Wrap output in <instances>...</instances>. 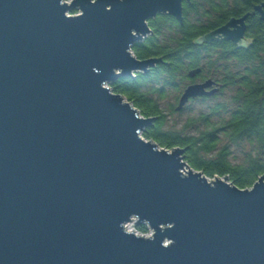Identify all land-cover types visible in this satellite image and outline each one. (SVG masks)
I'll return each instance as SVG.
<instances>
[{"label": "water", "instance_id": "water-1", "mask_svg": "<svg viewBox=\"0 0 264 264\" xmlns=\"http://www.w3.org/2000/svg\"><path fill=\"white\" fill-rule=\"evenodd\" d=\"M184 1L0 0V264H264V174L208 177L111 87L162 61L133 46L158 14L183 22ZM247 17L197 42L241 45Z\"/></svg>", "mask_w": 264, "mask_h": 264}, {"label": "trees", "instance_id": "trees-1", "mask_svg": "<svg viewBox=\"0 0 264 264\" xmlns=\"http://www.w3.org/2000/svg\"><path fill=\"white\" fill-rule=\"evenodd\" d=\"M261 3L264 0H185L183 22L168 13L158 14L149 21L152 34L137 42L133 52L141 59L160 57L162 61L146 73L119 77L111 84L113 91L123 94L143 116L153 117L143 131L144 138L170 149L184 148L183 155L192 167L208 177L228 175L241 188L251 186L264 174V18L254 12V6ZM246 13V45L238 46L230 40L197 42L230 18ZM202 64L205 66L198 76H212L211 79L221 82V93L191 101L208 104L209 113L201 112L180 130L165 129L167 113L159 99L169 89L180 91L193 81L195 78L189 73ZM220 96L223 98L215 101ZM174 108L172 105L170 112ZM198 119L207 125L200 133ZM188 130L198 134L187 133ZM219 134L232 144L253 143L255 152L241 162H232L227 156L228 146L216 150ZM136 229L144 233L149 227L142 223Z\"/></svg>", "mask_w": 264, "mask_h": 264}, {"label": "rangeland", "instance_id": "rangeland-1", "mask_svg": "<svg viewBox=\"0 0 264 264\" xmlns=\"http://www.w3.org/2000/svg\"><path fill=\"white\" fill-rule=\"evenodd\" d=\"M74 10V9H73ZM71 13H74L71 11ZM75 13H78V9L76 10ZM134 47V46H133ZM188 86V85H187ZM186 84L184 87H181L180 91L175 90V89H169L166 93V96L162 99H159L160 105L166 110L167 113V121L164 125L165 129L168 130H180L182 127L186 124L188 120L191 118H198L199 114L202 113H209L210 112V106L208 107V104H201L199 105V101H193V102H188L186 104L187 108H183L181 111H177L176 107L178 105V101L181 96V94L184 92L186 89ZM219 90V89H218ZM228 94L230 93L227 90ZM226 92V94H227ZM231 96V94H229ZM228 95V96H229ZM223 96H220L218 99L215 101L221 100ZM174 106V111L170 112V107ZM154 120V119H153ZM199 120V119H198ZM197 126H199V133L203 130L207 129V125L204 121H197ZM187 133L191 134H198L197 131L195 130H188ZM143 134V133H142ZM220 137L222 134H219ZM229 144V145H228ZM228 146V149L230 151V154L227 155L228 158L235 163L241 162L247 157L249 154H253L255 152L254 148L255 145L252 143H249L247 141H241L239 144H232L227 141L226 138L221 137L220 141L216 142V150H219L223 147ZM214 178V177H210Z\"/></svg>", "mask_w": 264, "mask_h": 264}, {"label": "flooded vegetation", "instance_id": "flooded-vegetation-1", "mask_svg": "<svg viewBox=\"0 0 264 264\" xmlns=\"http://www.w3.org/2000/svg\"><path fill=\"white\" fill-rule=\"evenodd\" d=\"M264 7V6H263ZM254 12H257V13H259L258 11H255L254 10ZM260 14V13H259ZM249 16V15H248ZM247 20H248V17H247ZM246 20V22H247V25H248V21ZM247 29H248V26H247ZM151 30H152V28H151ZM152 32H153V30H152ZM152 32L151 33H149L147 36H149V35H151L152 34ZM246 32H247V30H246ZM146 36V37H147ZM145 37V38H146ZM145 38L142 40V41H144L145 40ZM248 43V39H247V37H246V34H245V37H244V41L242 42V44L241 45H238V46H244V45H246ZM235 44V43H234ZM205 65H201V68L199 67V72L197 73V74H195L194 76H190V77H192V79H194L193 81H191V82H189L188 84H191V83H195V82H199V83H203L204 81H206V80H208V78H210V77H212V76H210V77H201V76H198V75H201L202 74V68L204 67ZM151 68V67H150ZM187 84V85H188ZM186 85V86H187ZM215 87H219V90L215 93V94H213V95H200L199 97H196V98H212V97H215L217 94H219V93H221V88H222V84H221V82H219L218 80H216L211 86H209V87H207L206 88V90H211V89H213V88H215ZM196 98H192V99H190V101L189 102H191L193 99H196Z\"/></svg>", "mask_w": 264, "mask_h": 264}, {"label": "built area", "instance_id": "built-area-1", "mask_svg": "<svg viewBox=\"0 0 264 264\" xmlns=\"http://www.w3.org/2000/svg\"><path fill=\"white\" fill-rule=\"evenodd\" d=\"M136 226H137V225H135L134 227H132V230L134 229V231H135L137 234H144V235H146V236L151 235L152 231H151L150 228H149V230H148L147 232L142 233V232H140V231H138V230L136 229ZM148 227H149V226H148ZM128 230H129V229H128ZM129 231H131V230H129Z\"/></svg>", "mask_w": 264, "mask_h": 264}, {"label": "bare ground", "instance_id": "bare-ground-1", "mask_svg": "<svg viewBox=\"0 0 264 264\" xmlns=\"http://www.w3.org/2000/svg\"><path fill=\"white\" fill-rule=\"evenodd\" d=\"M134 226H135L134 222H129L127 224V229L132 230V227H134Z\"/></svg>", "mask_w": 264, "mask_h": 264}]
</instances>
